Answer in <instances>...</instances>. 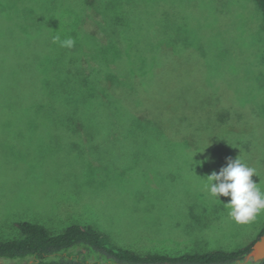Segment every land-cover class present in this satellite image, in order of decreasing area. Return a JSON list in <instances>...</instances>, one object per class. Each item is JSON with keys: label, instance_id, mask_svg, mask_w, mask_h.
<instances>
[{"label": "rangeland", "instance_id": "374dc122", "mask_svg": "<svg viewBox=\"0 0 264 264\" xmlns=\"http://www.w3.org/2000/svg\"><path fill=\"white\" fill-rule=\"evenodd\" d=\"M31 4L29 22L19 12L2 31L15 50L0 56V239L16 237L14 222L29 220L55 231L90 225L141 252L229 251L252 242L264 211L236 222L229 198L215 200L202 186L239 156L264 189V12L257 1ZM160 26L164 44L156 45ZM55 36L73 38L74 47ZM25 63L31 95L42 77L48 83L40 96L46 113L22 118ZM41 67L46 72L32 77ZM103 69L128 72L135 97L158 104L164 97L174 110L163 118L168 128L136 127L140 119L96 103L82 74ZM140 83L146 91L135 90ZM125 117L133 128H119Z\"/></svg>", "mask_w": 264, "mask_h": 264}, {"label": "trees", "instance_id": "16d2710c", "mask_svg": "<svg viewBox=\"0 0 264 264\" xmlns=\"http://www.w3.org/2000/svg\"><path fill=\"white\" fill-rule=\"evenodd\" d=\"M32 1L0 0V56L6 55V53L10 54L15 50L14 46H5L4 44L3 38H7L9 34L7 33L2 37L3 24L18 20L19 12L21 13L20 21L29 22ZM42 1L44 4L48 1H52V4L56 3V0H40V2ZM256 1L264 12V0ZM157 32L156 45H163L164 42L161 43L164 33L162 26L157 29ZM19 58L20 55L18 62ZM8 62V66H15L18 63ZM25 65L27 63L22 66L25 82L20 108L22 118L28 115L46 113V106L44 103L41 105L40 96L45 91L46 82L48 83L42 77L44 86L37 91L35 90V94L31 95L28 88V78L31 71ZM101 71L96 76L91 73L82 74L85 78L83 88L92 92V97L96 103L114 104L131 118L140 119L136 127L146 129L152 127L163 130L168 128V126H163L164 119L174 110L164 97L159 98L160 104L157 103V100L154 101L155 103L148 102L147 96L144 95L135 97V94H131L127 90L131 83L128 72L117 74L112 69ZM45 72V67L34 69L32 77L37 74L42 75ZM135 79L138 81L137 78ZM141 89H144L141 83L135 87L138 92ZM55 90H58V83L52 79L51 92ZM144 90L146 91V88ZM119 128L131 129L133 127L125 117ZM14 228L17 232L16 237L0 239V264H240L245 260L252 243L264 232L263 225L252 242L234 250L215 249L203 252L169 254L155 251L141 252L118 246L107 234L90 225H83L78 222L55 231L39 222L19 220L14 222ZM248 263L264 264V260L256 263L249 261Z\"/></svg>", "mask_w": 264, "mask_h": 264}, {"label": "clouds", "instance_id": "9594fccd", "mask_svg": "<svg viewBox=\"0 0 264 264\" xmlns=\"http://www.w3.org/2000/svg\"><path fill=\"white\" fill-rule=\"evenodd\" d=\"M53 39L64 48L71 49L75 45L71 37L61 40L55 36ZM254 175L259 177L256 169L239 156L228 158L226 166L221 167L219 172L213 171L205 177L202 187L215 200H221L222 196L229 198L225 202L229 208L228 215L236 222L244 223L264 211V189L260 186V179L258 183L251 179Z\"/></svg>", "mask_w": 264, "mask_h": 264}, {"label": "water", "instance_id": "95a60500", "mask_svg": "<svg viewBox=\"0 0 264 264\" xmlns=\"http://www.w3.org/2000/svg\"><path fill=\"white\" fill-rule=\"evenodd\" d=\"M264 260V232L252 243L250 251L245 256V261L254 263Z\"/></svg>", "mask_w": 264, "mask_h": 264}]
</instances>
